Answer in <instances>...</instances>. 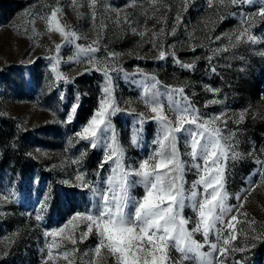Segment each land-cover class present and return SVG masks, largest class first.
Wrapping results in <instances>:
<instances>
[{
	"label": "rangeland",
	"instance_id": "obj_1",
	"mask_svg": "<svg viewBox=\"0 0 264 264\" xmlns=\"http://www.w3.org/2000/svg\"><path fill=\"white\" fill-rule=\"evenodd\" d=\"M105 3L110 9L119 10L121 23H114L118 18L116 10L103 13L101 5L95 21L99 25L101 15L105 17L106 27L100 44L107 45L109 51L121 54L117 62L125 71L133 72L139 66L147 73L155 74L164 84L179 86L186 82V94L202 113H226L221 120H227V129L236 132L239 141L237 150L246 156L242 161L229 164L231 173L227 181V190L232 194L230 204L237 203L235 193L242 187L249 189L241 193L243 208L240 213H233L237 214L240 222H234L238 235L234 243L239 247L245 246L240 229H248L243 222L254 219L258 230L264 226V182L245 184V178L257 169L254 159L259 157L264 160V153L260 152V147L264 145V55H261L264 53V42L241 43L238 47L220 53L213 60L217 67L215 74L208 70L204 57L211 55L210 49L228 46L225 33L247 27L240 25L239 15L230 16L229 13L244 11L250 14L257 9L248 5L241 8L223 7L217 5L216 0L209 7L208 0H191L184 11L180 0H158L156 15L161 18L167 16L169 30L176 13L179 11L183 16V25L175 37L167 36L166 45L176 43L179 58L183 61L189 62L194 57H201L196 70L189 71L174 64L171 58L163 61L152 59L158 53L146 42L150 33L141 39L139 35L132 34L123 22V17L128 15L138 31H143L145 27L159 31L164 25L155 18L147 19L145 15L146 12L147 16H152L156 10L151 6V0H105ZM56 6L57 0H0V195L15 193L10 197V203L0 205V264H41L43 254L40 249L45 246L43 232L53 227H63L76 211L91 206L88 195H81L86 190L69 189L61 183L74 178L78 166L70 161L87 150V156L80 167L88 173V179L92 180L95 179L93 173L102 158L101 151L91 149L87 142L76 143L73 140L74 147L68 143L69 138L74 137V133L81 129L98 107L101 91L99 85L103 77L95 71L79 75L88 67L86 63L62 62L60 70L72 82L55 81L46 57L55 55L54 44L60 43L62 38L59 33H47L44 20L34 14L45 15L49 7ZM59 6L63 9L62 15H59L61 23L68 24L70 29L78 30V34L87 37L78 43L86 45L99 38L86 3L79 8L82 16L77 15L71 0H60ZM221 16L226 18L221 20ZM188 32L192 33L191 39ZM250 34L264 38V22L257 18V24ZM216 36L221 39L215 40ZM189 43L197 45L195 52L190 50ZM72 52L71 47H62L61 56L67 60ZM97 55H103V48ZM138 56L148 58L138 59ZM116 83L120 107H135L137 111H146L142 103H124L125 100H135L137 97L138 89L135 86L126 82L122 76L116 79ZM204 84L219 89V93L206 92ZM77 95L80 97L77 113L71 123H65L71 104L77 102ZM214 99L223 103L208 104L205 107L208 101ZM245 109L248 112L241 124H235L229 119L234 113L238 114ZM113 123L120 132L121 142L127 148L130 161L146 155L155 128L153 123L146 125L145 142L140 149L132 147L129 142L131 116L118 113ZM253 144L256 146V156L247 157L253 150ZM37 149L41 152L38 153ZM195 178L193 173H188L186 177L189 183ZM251 179L258 181L259 177L253 175ZM68 191H74L77 195L69 198L65 195ZM142 191L138 187L135 194L142 195ZM45 193H51L55 199L50 200V208L45 211L44 220L37 226L35 210L39 208V201ZM29 214H32L31 217ZM184 215L192 216L193 213L186 208ZM75 223L69 225L57 240L71 233ZM196 239L202 238L197 235ZM95 243V237H89L83 243H78L77 247L83 251ZM247 246L246 253H236L233 258L243 259L246 264H264V239L249 238ZM68 247H71L70 243ZM58 264L65 262L61 260Z\"/></svg>",
	"mask_w": 264,
	"mask_h": 264
},
{
	"label": "snow or ice",
	"instance_id": "obj_2",
	"mask_svg": "<svg viewBox=\"0 0 264 264\" xmlns=\"http://www.w3.org/2000/svg\"><path fill=\"white\" fill-rule=\"evenodd\" d=\"M157 2L158 0H151L154 9ZM190 2L191 0H180L184 11ZM85 3L91 11L93 27L99 37L86 45L78 43L86 40V36L78 34V30L70 29L68 24L61 23L59 15H62L63 9L59 6L60 0H57L56 7H49L45 15L34 14L44 20L47 33H59L62 38L60 43L54 44L55 55L46 57L56 82H72L60 70L62 62L86 63L88 67L79 75L95 71L103 77L99 85L101 91L98 107L68 141L70 147L75 146L73 140L76 143L83 141L91 149L101 151V161L93 173L95 179H88V173L80 167L87 156L85 150L70 161L78 166L74 178L61 181L69 189L86 190L81 195H88L91 206L85 207L83 211H76L63 227H53L50 231L43 232L45 246L40 249L43 254L41 264H58L61 260L65 264H246L245 260L233 257L236 253L248 251L249 238L264 239V226L258 230L254 219H246L243 223L247 224L248 230L245 231L243 227L240 229L245 246L239 247L234 243L238 240L234 222H240L237 214L233 213H240L243 208L241 193H246L249 189L242 187L235 193L237 203H229L232 196L227 190L231 173L229 164L242 161L246 156L237 150L239 141L236 139V132L227 129V120H221L226 113H202L186 94V82L179 86L164 84L155 74L147 73L139 66L133 72L125 71L117 62L121 54L109 51L107 45L100 44L106 27L105 17L101 15L99 25L95 24L101 5L103 13L116 9H110L105 0H71V6L78 16L83 15L79 8ZM216 4L237 8L248 5L255 7L257 11L250 14L244 11L228 14L239 15L240 25L247 27L225 33L228 46L210 49L211 55L204 57L208 70L214 74L217 67L213 60L220 53L238 47L241 43L264 42V38L250 34L257 24V18L264 22V0H216ZM208 5L212 7L213 0H208ZM116 11L118 18L114 23L119 25V10ZM156 11L158 9L153 11L152 16H147L146 12L145 15L147 19L155 18L164 25L159 31L146 27L143 31H138L128 15L123 17V22L128 25L132 34L139 35L141 39L150 33L146 42L158 53L152 59L163 61L171 58L181 69L195 71L201 57H194L189 62L183 61L179 58L176 43H165L167 36L175 37L183 25L182 14L179 11L176 13L169 30L167 16L158 17ZM224 18L226 17H220L221 20ZM188 37L191 39V32H188ZM220 39V36L215 37V40ZM62 47L73 49L67 60L61 56ZM196 47L197 45L189 43L192 52L196 51ZM102 48L103 55L98 56ZM119 76L138 89L135 100L128 99L124 103H142L146 111H137L135 107H120L116 96V79ZM203 88L206 92L220 91L208 84H204ZM79 99L77 95V102L71 104L65 123L73 121ZM220 103L223 101L210 100L205 107ZM247 112L245 109L238 114L234 113L229 119L235 124H241ZM118 113L132 117L129 142L137 149L142 148L145 142L146 125L149 122L155 125L146 155L129 160L127 148L121 142L120 132L113 123V118ZM255 147L253 144V150L247 157L256 156ZM37 152L40 153L41 150L37 149ZM260 152L264 153V145L260 147ZM253 162L257 169L245 178L247 185L264 182V160L256 157ZM105 165L108 166L107 169ZM188 173H193L196 177L190 183L186 179ZM253 175H258V181L251 179ZM138 187L143 190L139 196L135 194ZM14 195L12 192L0 195V205L10 203V197ZM65 195L71 198L77 193L68 191ZM54 199L51 193H45L39 201L40 206L35 210L34 217L37 226L44 220V213L50 208V200ZM186 208L192 211V216L184 215ZM31 215L29 214L30 217ZM73 222L76 223L71 233L58 241L57 237H61ZM197 235L202 239L197 240ZM89 237H95V245L81 251L77 247L78 243H83ZM68 243L71 247H68Z\"/></svg>",
	"mask_w": 264,
	"mask_h": 264
}]
</instances>
